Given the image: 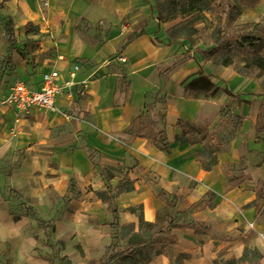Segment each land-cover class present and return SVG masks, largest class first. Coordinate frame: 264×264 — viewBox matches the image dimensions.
Instances as JSON below:
<instances>
[{"label": "crops", "instance_id": "crops-1", "mask_svg": "<svg viewBox=\"0 0 264 264\" xmlns=\"http://www.w3.org/2000/svg\"><path fill=\"white\" fill-rule=\"evenodd\" d=\"M67 1L63 8L56 6L61 0H48L51 12L44 14L38 0H0L14 25L10 43L0 14V264L101 263L116 241L122 246L117 254L125 250L129 238L122 237L120 225L132 224L137 231L140 215L162 224L173 214L190 227L172 229L176 242L166 244L165 253L149 264H176L178 253L188 254L179 264H212L216 257L240 259L245 248L257 250L264 264V91L259 81L238 74L232 64L204 60L185 40H172L153 0H112L127 8L124 13L114 8L109 22L115 28L99 41L81 37L75 27L81 20L99 21L104 10L95 14L79 5H91L89 0ZM240 1L230 0L241 9L235 24L264 26V0ZM54 17L61 27L48 31L45 22ZM142 22L137 37L129 39L132 27ZM27 23L38 32H27ZM66 29L73 31L59 38ZM258 34L264 38V30ZM27 39L37 48L26 57ZM74 63L80 66L74 78L79 85L72 96L59 97L53 110L18 115L1 103L14 80L37 85L50 69L64 78ZM201 72L214 85L213 96L195 98L186 89ZM148 105L151 117L144 121ZM234 117L242 120L237 126ZM178 119L208 126L206 138L179 144ZM145 124L163 133L171 151L136 136ZM213 143L218 164L205 170L196 153ZM103 164H118L122 172L106 180ZM124 175L133 188L115 194L111 189ZM241 176L247 178L231 187L229 182ZM104 187L109 207L96 194ZM7 189L18 201L5 196ZM207 191L215 193V207L193 208L207 199ZM13 206L35 216L15 219ZM50 224L54 231L48 230ZM53 241L64 243L56 259Z\"/></svg>", "mask_w": 264, "mask_h": 264}, {"label": "trees", "instance_id": "trees-1", "mask_svg": "<svg viewBox=\"0 0 264 264\" xmlns=\"http://www.w3.org/2000/svg\"><path fill=\"white\" fill-rule=\"evenodd\" d=\"M244 0L240 1L242 5ZM257 0H248L249 4L254 5ZM162 6L168 7V10H180L181 13L185 11H193V14L185 19L184 22H180L174 25L171 31L168 33L172 40L190 39L193 32V26L195 21L205 17L206 14L215 19V25L210 32V40L213 42L214 47L208 50L201 51L200 56L204 60H210L213 64L221 66H230L232 64L236 72L242 76L254 77L259 81L261 90L264 91V54L262 49L264 48V38L257 33H263L264 26L257 24L238 26L235 24L237 16L240 14V5H235L229 0H165L162 2ZM164 9V8H163ZM160 7L158 6L157 19L160 17ZM195 18L194 20H192ZM29 25V23L27 24ZM231 30V32H229ZM229 32V33H228ZM6 34L9 42H11V36L13 34V27L6 26ZM137 37L135 32L129 34V39ZM188 89L195 98H207L213 96L216 93L214 85L202 72L197 78L192 79L188 84ZM264 104V103H263ZM236 119V126L241 123V119ZM135 121V120H134ZM232 121L227 120V124ZM178 132L174 134L175 140L179 144L185 143H201L206 138L209 131V127L203 128L178 119L176 122ZM212 134L216 135V127H213ZM136 136L147 137L159 150L166 152L170 150V144L167 142L166 137L162 132L156 133L151 126L145 124L136 131ZM218 145L213 143L208 146H203L202 151H197L196 160L201 164L205 170H210L217 165L216 151ZM225 167V166H224ZM101 175L109 180L117 175L121 171V166H107L101 165ZM247 177L241 176L238 180L230 181V186H237ZM264 184V181L261 185ZM133 181L129 180L127 175H124L119 179L118 186L115 189H111L115 194L121 192H127L132 190ZM190 188V186H189ZM98 197L107 203L109 207L111 205V196L108 194L106 187L96 192ZM207 199L201 201L193 208L206 204L208 207L214 208L216 197L214 192L207 191ZM160 198L167 204L169 201L163 195ZM257 204V199L251 203ZM262 212H264V207ZM16 219V218H15ZM139 229L134 231L132 224L120 225V234L122 237H128L126 248L120 254H116L110 258H118L123 264H149L154 261L157 256L165 253L164 248L168 243H175L176 238L170 235V232L174 228H188V224L176 222L173 217L167 215L164 217L163 223L145 222L142 216H139ZM194 228L193 226H191ZM197 232L198 230L194 228ZM188 254L178 253L175 258L176 264H179V260L185 258ZM216 257L212 260V264H261V255L257 250L246 249L240 259H234L233 257L225 258L224 260Z\"/></svg>", "mask_w": 264, "mask_h": 264}, {"label": "rangeland", "instance_id": "rangeland-1", "mask_svg": "<svg viewBox=\"0 0 264 264\" xmlns=\"http://www.w3.org/2000/svg\"><path fill=\"white\" fill-rule=\"evenodd\" d=\"M91 1V5L88 4L86 1H84L82 4H79L80 6H84L86 5V7L90 6L92 8V10H94L95 14L97 13V10H99V8H102L104 10V14H102V19H99V21L93 22L91 24H88L86 22H84V20H81L78 25L75 27L76 31H78L81 34V37L86 38L87 40L89 39L90 41H99L100 38H102L103 36L108 37L110 35V33L112 32V30L115 28L114 25H112V22H109L110 18L113 17V12H114V8H116L117 12L120 11L121 13H124V11L126 10V4L122 1H118V2H112V0H89ZM165 0H153V7L156 11V17H157V13H158V6L160 7V12L161 15L160 17H158V19L160 21H166L168 22V30L167 33H169L172 29V27L180 22H184L185 19H188L192 14L193 11H185V13H181L180 10H168V7L162 6V2ZM230 1V0H229ZM94 3V4H92ZM56 6H60V7H68V1L67 0H61V2H58ZM38 7L39 10L43 11L44 14L51 12L50 10H48V0H38ZM89 7V8H90ZM164 8V9H163ZM115 14H118V13ZM0 14L3 16L4 18V25H9L10 27L14 28V25L11 21V18L9 16V14L7 13V11L4 8V4L3 2H0ZM115 18H119L118 15H115ZM49 20H47V22H45L46 25H48L47 29L49 31V29H51L54 25H59L58 24V19L54 17L53 20H51V18H48ZM195 18H193L192 20H194ZM122 24L127 23L125 21V19L121 20ZM144 22L139 23V24H135L132 27V30L137 33L139 31V29L142 28ZM28 24V23H27ZM215 25V19H213L212 16L206 14L205 17L200 18L198 21H195V24L193 26V32L191 33V37L190 39H179V40H185L189 43V45L192 46H197V50L198 53L200 54L201 51L204 50H208L211 49L210 47H214L213 42L210 40V32L212 31L213 27ZM59 27H61V25H59ZM70 31H73V29H66L65 31H61L59 38H64L65 35H67L68 33H70ZM27 32L29 33H34V32H38L37 29H34V26L29 23V25H27ZM45 32V31H44ZM229 32H231V30H229ZM228 32V33H229ZM102 40H104V37L102 38ZM13 40L11 39L12 43ZM95 46L99 47V44L93 43ZM105 44V43H104ZM23 47H24V51H26L27 54L22 53L23 50H21V53L23 54V56H28V54H31L30 52L35 50L37 48V44L35 41L31 40V39H27V40H23ZM55 49V47L53 48V50ZM55 53V52H54ZM53 57V56H52ZM30 59V57L28 58V60ZM147 114H145L144 117H142V120L145 121V119H150L151 117V106L148 105L147 106ZM235 120V119H234ZM5 196L7 198H12V200L18 201V198H16L15 195L11 194L10 191H8V189L6 190ZM173 202V201H172ZM14 208L12 209V214L14 218H18L19 215L21 214H25L27 213L28 215L31 216H35V213L32 212H28L27 209H23V208H19L18 206H13ZM171 217H173L174 219L176 218V215H172ZM49 228L48 230L54 231L55 230V225L50 224L47 225ZM42 230V229H41ZM44 242V239H41ZM55 244L51 243L52 245V253L51 255L53 256V259H56V255H58L57 253L60 251V249L64 246V243L60 244L58 243V241H53ZM121 243L116 241L114 243V247L110 248L109 252V257H106V259L104 261H102L101 263L98 262V260H94L91 262V264H106L107 262H111L110 264H123L124 262H122L121 260H119L118 258L115 260H112V256L116 255L118 251H120L121 248ZM228 256H222V260H224L225 258H227ZM112 260V261H111ZM58 264H70L68 262H61L58 261Z\"/></svg>", "mask_w": 264, "mask_h": 264}, {"label": "built area", "instance_id": "built-area-1", "mask_svg": "<svg viewBox=\"0 0 264 264\" xmlns=\"http://www.w3.org/2000/svg\"><path fill=\"white\" fill-rule=\"evenodd\" d=\"M58 57L61 58V56ZM118 60L125 61L123 57H119ZM79 69L78 64H72L64 78L61 77V71L58 69L43 71L37 85L23 80H14L1 103L16 111L18 115L29 114L30 111L53 110L59 97L72 96L73 88L79 85L74 81Z\"/></svg>", "mask_w": 264, "mask_h": 264}]
</instances>
